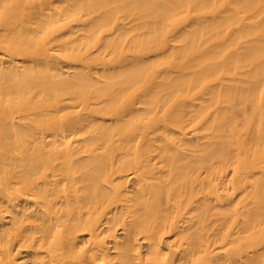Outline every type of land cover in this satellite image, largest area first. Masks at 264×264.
Instances as JSON below:
<instances>
[{
    "label": "bare ground",
    "instance_id": "6f19581e",
    "mask_svg": "<svg viewBox=\"0 0 264 264\" xmlns=\"http://www.w3.org/2000/svg\"><path fill=\"white\" fill-rule=\"evenodd\" d=\"M0 264H264V0H0Z\"/></svg>",
    "mask_w": 264,
    "mask_h": 264
}]
</instances>
